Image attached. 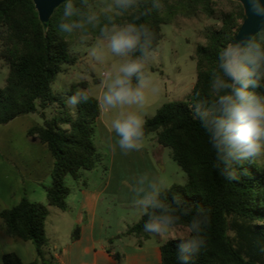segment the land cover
Returning a JSON list of instances; mask_svg holds the SVG:
<instances>
[{"label": "trees", "instance_id": "trees-1", "mask_svg": "<svg viewBox=\"0 0 264 264\" xmlns=\"http://www.w3.org/2000/svg\"><path fill=\"white\" fill-rule=\"evenodd\" d=\"M96 1L91 0L92 5ZM231 2V11L225 12L217 11L212 0L175 3L162 0L163 7L141 21L154 33L156 49L163 38L162 25L172 23L178 14L193 17L201 10L210 18L219 15L221 21L219 29L209 32L207 43L197 47V81L192 93L185 100L163 105L145 124V137L155 133L157 143L172 150L174 161L188 176L185 185L170 187L165 202L171 203L172 195L178 194L193 211L197 207L209 210L206 247L194 258V264H264V252L256 247V242L264 238V166L246 162L247 175L238 181L225 180L213 167L214 149L200 122L193 118L190 107L197 99V92L199 98H211L210 74L216 66L217 53L233 40L245 19L243 6ZM62 11L61 4L48 23L43 24L32 0H0V62L9 67L7 84L0 88V126L21 116L39 114L44 123L31 127L28 136L44 144L54 159L53 182L45 187L47 204L32 202L24 196L15 206L0 211L7 236L32 242L37 259L24 262L15 253H7L3 255V264L40 261L56 264L53 257L46 259L44 252L49 244L46 234L49 207L66 210L71 192L66 177L79 180L83 171L93 170L102 161L94 142L100 115L96 98L89 94V101L78 105L74 115L59 110L52 117H46V110L62 103L51 91V85L65 65L76 62L69 48L79 36L66 38L59 33L57 26ZM132 19V11L117 16L118 23ZM87 35L98 37L99 33L90 29ZM147 219L144 213L137 224L128 228L126 235L148 239L150 233L144 231ZM189 220L190 217H182L177 226L188 228ZM78 237L76 228L72 238ZM178 242L170 239L161 246L162 264H180Z\"/></svg>", "mask_w": 264, "mask_h": 264}, {"label": "clouds", "instance_id": "clouds-1", "mask_svg": "<svg viewBox=\"0 0 264 264\" xmlns=\"http://www.w3.org/2000/svg\"><path fill=\"white\" fill-rule=\"evenodd\" d=\"M251 3L257 14L264 15V0ZM162 7V0H111L99 13L91 0H62L59 33L68 38L98 30L88 57L100 65H106L110 56L118 58L102 72V92L96 99L102 112L115 111L109 132L115 134V144L125 155L144 147L143 110L149 97L160 91L149 71L158 54L154 33L141 21ZM130 11L132 20L117 22V16ZM210 89L211 98H199L196 93L197 99L190 106L193 118L200 122L214 149L213 167L225 180L238 181L247 175L246 162L264 164V33L233 40L218 51ZM89 91L80 89L67 96L65 105L71 110L87 103ZM168 191L170 186L161 177L147 172L136 177L131 189L134 205L148 216L144 231L177 239L180 264H194V258L206 247L209 210L197 207L193 211L178 194L166 203ZM182 217H190V235L175 236L173 230ZM256 247L264 252V238Z\"/></svg>", "mask_w": 264, "mask_h": 264}, {"label": "rangeland", "instance_id": "rangeland-1", "mask_svg": "<svg viewBox=\"0 0 264 264\" xmlns=\"http://www.w3.org/2000/svg\"><path fill=\"white\" fill-rule=\"evenodd\" d=\"M168 1L169 3H175L179 0ZM110 3L111 0H98L93 4V7L97 12L103 13ZM212 4L217 11L228 12L233 7L231 0H212ZM220 27L219 15L210 18L201 10L193 17L178 14L172 23L162 25L163 38L157 48L158 54L149 66V71L159 84L160 91L149 97L148 104L143 110L145 121L154 117L163 105L185 100L192 93L197 81V47L205 45L209 32ZM97 39L98 37L91 35L79 36L71 44L70 53L76 58V62L73 65H65L63 72L57 76L55 82L51 85V91L62 100V103H64L67 96L71 95L70 93L77 92L83 87L90 90L89 94L94 98L102 92L101 74L106 67L115 63L118 58L110 56L106 65H100L92 61L88 57V49ZM8 75V65L0 62V88L6 86ZM62 103L58 102L46 110V117H52L59 110H64L72 115L75 114V109L70 110L66 105L63 107ZM101 113L110 126L111 120L116 115L115 111L111 113L101 111ZM43 123L44 119L39 114H29L0 126V211L11 208L18 201L19 196L25 193L33 202L40 203V198L43 195L46 196L45 187L52 185L54 159L44 144L39 143L38 146H35L27 135L31 127ZM96 142L101 150H107V146L104 145L103 147L99 138L96 139ZM144 146L149 148L151 153L158 155L157 158L161 165L157 166L158 173L166 184L171 187L174 184L185 185L188 182L187 174L174 161L172 150L162 147L157 151L159 145L155 133H151L144 138ZM259 164L264 166L262 163ZM65 182L69 187L73 182V178L67 176ZM42 204H47L46 200ZM111 208L113 211L110 214L109 221L113 234L122 224L121 218L117 214L122 207L112 205ZM124 217L130 224H134L138 220L133 212L129 216L125 214ZM54 219L55 216L52 214L48 220L47 231L49 237L52 235ZM115 234L116 238L120 236V234ZM173 234L175 236L190 235L188 228L183 226H176ZM131 237L126 238L123 236L121 238L123 241L131 240L149 245L159 239H162L164 243L172 239L171 237H161L154 234H151L148 239ZM49 250V246L44 248L46 259H51V251ZM7 253H15L24 262H32L37 259V252L33 243L7 236L4 230V222L0 218V264H3V255ZM38 264L43 263L40 261Z\"/></svg>", "mask_w": 264, "mask_h": 264}, {"label": "crops", "instance_id": "crops-1", "mask_svg": "<svg viewBox=\"0 0 264 264\" xmlns=\"http://www.w3.org/2000/svg\"><path fill=\"white\" fill-rule=\"evenodd\" d=\"M109 128L100 111L94 142L102 161L93 170L83 171L79 180L73 179L69 186L71 192L67 197L66 210L49 207L46 234L50 255L56 264H162L161 246L165 244L162 239L150 245L142 243L140 246L138 242L123 241L121 238H132L126 235V231L144 215V210L134 205L131 189L136 177L145 172L160 177L157 169V166H161L158 155L151 153L145 146L141 151L125 155L116 146L117 138L114 133L109 132ZM28 137L35 146L42 144L38 139ZM97 138L103 147L107 146V150L98 147ZM161 148L159 145L157 151ZM24 196L29 198L26 193L21 194L13 206ZM40 199V203L45 200L47 203L46 196L43 195ZM112 205L122 207L117 213L122 224L113 234L109 221ZM132 212L138 217L134 224H130L124 217ZM52 214L55 219L52 235L49 237L48 220ZM76 228L79 229V237L73 239ZM115 233L120 236L116 238Z\"/></svg>", "mask_w": 264, "mask_h": 264}, {"label": "water", "instance_id": "water-1", "mask_svg": "<svg viewBox=\"0 0 264 264\" xmlns=\"http://www.w3.org/2000/svg\"><path fill=\"white\" fill-rule=\"evenodd\" d=\"M38 12L40 21L47 24L55 9L62 4V0H32ZM239 2L245 12V19L233 40H242L251 35L264 32V15H259L253 10L251 0H234ZM232 40V41H233ZM231 41V42H232Z\"/></svg>", "mask_w": 264, "mask_h": 264}]
</instances>
